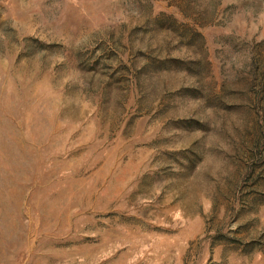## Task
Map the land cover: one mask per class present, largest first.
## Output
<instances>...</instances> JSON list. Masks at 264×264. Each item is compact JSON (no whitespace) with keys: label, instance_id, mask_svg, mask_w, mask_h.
Instances as JSON below:
<instances>
[{"label":"rangeland","instance_id":"rangeland-1","mask_svg":"<svg viewBox=\"0 0 264 264\" xmlns=\"http://www.w3.org/2000/svg\"><path fill=\"white\" fill-rule=\"evenodd\" d=\"M0 264H264V0H0Z\"/></svg>","mask_w":264,"mask_h":264}]
</instances>
